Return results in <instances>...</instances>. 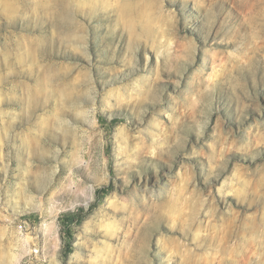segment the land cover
<instances>
[{
	"label": "rangeland",
	"instance_id": "rangeland-1",
	"mask_svg": "<svg viewBox=\"0 0 264 264\" xmlns=\"http://www.w3.org/2000/svg\"><path fill=\"white\" fill-rule=\"evenodd\" d=\"M0 264H264V0H0Z\"/></svg>",
	"mask_w": 264,
	"mask_h": 264
},
{
	"label": "built area",
	"instance_id": "built-area-1",
	"mask_svg": "<svg viewBox=\"0 0 264 264\" xmlns=\"http://www.w3.org/2000/svg\"><path fill=\"white\" fill-rule=\"evenodd\" d=\"M37 253V252H36Z\"/></svg>",
	"mask_w": 264,
	"mask_h": 264
}]
</instances>
